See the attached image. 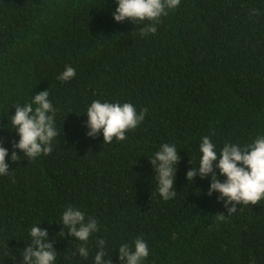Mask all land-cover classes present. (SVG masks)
<instances>
[{
    "label": "trees",
    "instance_id": "obj_1",
    "mask_svg": "<svg viewBox=\"0 0 264 264\" xmlns=\"http://www.w3.org/2000/svg\"><path fill=\"white\" fill-rule=\"evenodd\" d=\"M116 7L0 0V142L10 167L0 175V264H20L33 226L47 229L55 264H95L101 239L104 259L121 264L118 248L137 238L149 249L142 264H264V197L220 221L227 213L218 193L207 195L210 177L186 179L202 137L219 152L264 136V0H180L145 36L143 24L115 22ZM66 65L76 75L60 81ZM44 90L56 109L52 152L31 159L17 149L12 162L11 115ZM94 100L147 112L125 140L103 143L102 132L86 135ZM165 143L181 158L169 200L149 160ZM68 206L97 221L86 244L62 225Z\"/></svg>",
    "mask_w": 264,
    "mask_h": 264
},
{
    "label": "clouds",
    "instance_id": "obj_2",
    "mask_svg": "<svg viewBox=\"0 0 264 264\" xmlns=\"http://www.w3.org/2000/svg\"><path fill=\"white\" fill-rule=\"evenodd\" d=\"M117 7L112 13L117 23L129 21L134 25L143 24L140 35L155 34L162 16L169 10L179 6L180 0H115ZM147 21L149 23L145 24ZM76 75V70L66 65L65 70L57 77L60 81H68ZM147 109L137 112L131 103H102L94 100L86 110L88 129L86 135L96 138L103 134V143H111L115 138L123 141L126 132L135 129L145 118ZM56 109L49 100L48 90L33 95L31 103L15 106V114L11 115V129L19 136L18 142L13 143L11 161H19L17 149L26 158L35 159L41 154L52 152V140L58 135L54 117ZM201 156L198 167H191L186 172L187 181H193L199 175L200 179L210 177L207 195L218 193L217 202H223L227 213L216 214L218 220L223 221L226 216L237 211L238 205H255L264 197V136H258L248 145L225 143L217 152L216 145L207 136L202 137L199 145ZM8 149L0 142V175L9 174V164L6 162ZM180 156L175 145L162 144L154 158H150L157 180V191L164 200L176 196L173 189L177 166ZM218 170V174H217ZM220 177H226L221 179ZM62 225L67 227V235L81 242L88 241L89 237L98 231L97 221L94 218L86 219L84 212L78 208L68 206L62 214ZM31 244L23 248L20 264H55L57 252L53 243L49 242L47 229L33 226L30 230ZM99 250L95 264H112V260L104 259L103 239L97 242ZM121 264H142L148 257V244L141 238L135 239L133 244H122L119 248ZM80 256L87 258L88 249L81 246L78 249Z\"/></svg>",
    "mask_w": 264,
    "mask_h": 264
}]
</instances>
